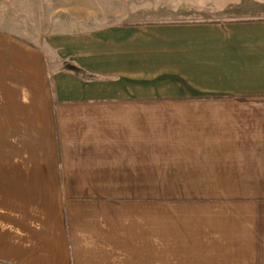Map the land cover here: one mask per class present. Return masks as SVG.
<instances>
[{
	"label": "crops",
	"instance_id": "obj_1",
	"mask_svg": "<svg viewBox=\"0 0 264 264\" xmlns=\"http://www.w3.org/2000/svg\"><path fill=\"white\" fill-rule=\"evenodd\" d=\"M0 264H264V0H0Z\"/></svg>",
	"mask_w": 264,
	"mask_h": 264
}]
</instances>
